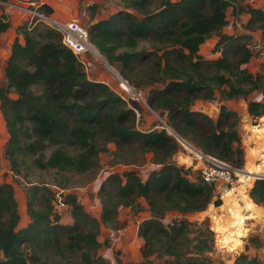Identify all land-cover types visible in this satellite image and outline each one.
<instances>
[{
  "label": "trees",
  "instance_id": "trees-1",
  "mask_svg": "<svg viewBox=\"0 0 264 264\" xmlns=\"http://www.w3.org/2000/svg\"><path fill=\"white\" fill-rule=\"evenodd\" d=\"M121 1L124 9L90 24L88 42L117 68L122 79L134 87H151L147 104L166 112L165 123L177 137L183 140L180 135H187L203 154L240 169L243 155L236 112L217 103V116L212 120L189 106L195 99L213 100L215 90L219 100H245L250 92L264 87V63L261 72H248L242 65L249 51L242 46V53L233 55L238 46L231 43L236 37L222 32L230 7L234 20L245 12L246 29L257 28L264 34V10L245 5L244 0ZM38 10L45 9L39 6ZM9 24L7 16L0 14V34ZM17 30L22 42L14 38L10 44L2 72L5 83L0 87V113L8 136L4 154L11 172L17 174L22 167L60 173L93 170L98 153L109 142L131 161L150 153L151 163L158 168L144 180L132 171L107 175L97 191L98 220L82 209L74 195L64 194L70 224L58 222L51 203L54 192L33 184L24 204L28 222L17 228L12 185L1 183L0 264H44L41 254L49 251H77L80 264H94L98 223L118 228L117 208L139 210L138 198L152 215L137 228L143 239L142 257L155 253L165 257L164 264H210L205 257L209 248L204 231L190 238L187 221L162 224L157 219L167 211H202L213 198L210 186L187 178L181 167L169 161L179 153L175 138L164 129L131 127L127 121L133 110L123 108V101L105 84L86 79L83 66L61 44L59 33L38 22L28 25L27 20ZM213 36V51L218 56L202 57L199 45ZM142 42L150 50L138 48ZM230 47L231 54L227 52ZM156 84L161 87H152ZM36 86L40 92L34 91ZM10 91L15 98L8 96ZM263 111L264 100L246 101L251 117ZM48 147L52 148L45 153ZM247 196L253 204H263L264 179L253 180Z\"/></svg>",
  "mask_w": 264,
  "mask_h": 264
},
{
  "label": "rangeland",
  "instance_id": "rangeland-1",
  "mask_svg": "<svg viewBox=\"0 0 264 264\" xmlns=\"http://www.w3.org/2000/svg\"><path fill=\"white\" fill-rule=\"evenodd\" d=\"M6 2L11 4L6 5ZM42 4H46L53 9L51 14L48 13L52 18L60 21L74 20L86 31L93 22L105 19L112 13L124 9V2L121 0H4L0 2V9L5 8L1 14L7 16L9 22L13 23V27L15 24L18 27L25 21L27 15L25 10L13 5L38 8ZM93 4L95 5L94 8H88ZM243 4L264 10V0H244ZM8 9L16 11L13 12L17 15L15 19H10L11 15L9 16L6 12ZM8 13L10 12L8 11ZM55 13L63 14L66 19H59L55 16ZM231 13L232 10L228 7L225 12L227 23L222 27V32L236 37V40L233 43L230 41L225 43L238 46L233 55L242 53L241 47L244 46L249 51L250 57L242 67L250 73H259L264 63V34L257 28L246 29L247 13H239L235 20ZM17 27L15 33L10 32V30L1 34L0 64L6 57L11 40L17 38L22 42V38L18 33L20 30L16 31ZM214 39L216 37H210L199 45L198 52L202 57L213 58L218 56L213 51ZM89 44L90 51H87L81 58L85 63L83 66L85 77L87 80L108 86L123 101V108L133 110V116L129 114L127 123L141 131L164 129L176 141H182L166 125V112L160 108L151 109L147 104L146 100L150 96L148 90L151 87H134L131 83L122 79L117 72V68L109 65L94 46L91 43ZM139 47L150 50L149 45L145 42L139 43ZM231 49L232 47L226 51L231 54ZM4 83L3 74L0 71V87ZM120 83L125 84L128 89L121 88ZM152 87L160 88L161 85L156 84ZM34 91L40 92V87L36 86ZM8 96L15 98L16 94L10 91ZM259 96L260 101L264 100V87L259 91L250 92L245 100L240 97L219 100L218 91L215 90L213 100L195 99L189 106L190 110L203 113L212 120L216 119L220 102H225L224 105L228 109L236 112L238 117L236 129L240 137V147L243 155L241 169L246 172H264V111L257 118H253L245 109L247 100H253L254 97L259 98ZM180 136L187 144L194 145L187 135ZM7 137L4 120L0 113V184L6 182L12 185L19 215V226H23L28 222L24 204H26L27 190L30 185H43L50 191L57 189L61 192V198L64 194L71 193L82 209L98 220L100 204L97 191L100 183L107 175L111 173L122 175L124 172L132 171L141 180H144L151 170L158 168V166L151 163L150 153H144L141 158L131 161L126 158V154L114 151V145L109 142L106 144L105 150L98 153L97 166L93 170L79 173H60L54 169L43 170L34 167H22L15 174L9 170V163L4 154ZM51 148L48 147L45 153H48ZM190 156L188 150L183 146H179V153L171 157L169 161L181 167L187 178L197 180L198 175L195 167L185 166L189 164L190 159L186 157ZM176 161L179 164H175ZM182 163H185L184 166L181 165ZM239 179L233 181L232 193L226 196L220 197L218 194H214L215 191H213V198L202 211L193 213L167 211L161 216L158 215L157 219L162 224H168L173 220L187 221L190 225V238L196 235L197 231H204L207 237L206 244L209 248L205 251V257L208 258L210 264H264V203L253 204L246 192L250 188L248 184H251V179ZM137 201L140 205L139 210L126 206L117 208L118 228L113 229L110 225L98 223L96 239L99 246L92 253L95 260L94 264H164V256L155 253L147 257L141 256L143 239L137 235V228L143 220L151 218L152 215L147 210V205L142 198H138ZM51 203L53 211L58 217V222L70 224L72 220L69 215V207L66 204L63 207L56 205L54 196ZM248 204H250V207H248ZM205 227H208L207 230ZM208 244L211 245L208 246ZM40 261L44 264H80L77 251H63L62 254L49 251L46 254H41Z\"/></svg>",
  "mask_w": 264,
  "mask_h": 264
},
{
  "label": "built area",
  "instance_id": "built-area-1",
  "mask_svg": "<svg viewBox=\"0 0 264 264\" xmlns=\"http://www.w3.org/2000/svg\"><path fill=\"white\" fill-rule=\"evenodd\" d=\"M2 2V1H0ZM6 5H9L5 3ZM26 11L27 24L41 23L60 35L61 44L68 49L77 61L84 66L85 63L81 59L87 51H90V44L88 42L87 31L83 29L76 21H60L52 18L45 10L40 11L33 6L13 5ZM180 146H183L189 151V164L185 166L195 167L198 179L207 184L220 197L232 193L234 188L233 181L239 178L244 179H264V172L249 173L242 169L233 168L225 161L218 160L210 155L203 154L199 149L186 141H177ZM188 154V153H187ZM186 154V155H187ZM179 164L178 161L174 162ZM185 163L181 165L184 166ZM54 199L58 206H64L61 198V192L55 189Z\"/></svg>",
  "mask_w": 264,
  "mask_h": 264
},
{
  "label": "crops",
  "instance_id": "crops-1",
  "mask_svg": "<svg viewBox=\"0 0 264 264\" xmlns=\"http://www.w3.org/2000/svg\"><path fill=\"white\" fill-rule=\"evenodd\" d=\"M50 7V6H49ZM51 8V7H50ZM3 9H5V8H3ZM3 9H0V14L2 13V10ZM52 8H51V12H52ZM8 11L10 12V13H8ZM7 14L10 16L11 15V17H10V19H15L16 18V14L15 13H13V12H16V11H13V10H10V9H8L7 11ZM51 12H50V14H51ZM54 13V12H53ZM53 15V14H52ZM55 16L56 17H58L59 19H66V17H64L63 16V14H60V13H55ZM10 24H9V28L5 31V33L6 32H9L10 30V32H13V33H15L14 31H15V28L17 27V24H15V26L13 27L12 25H13V23H11V22H9ZM4 33V32H3ZM3 33H1V34H3ZM0 34V40H1V38H2V35ZM13 38V37H12ZM211 38H214V36L213 37H211ZM13 40V39H12ZM12 40H11V42H12ZM215 41H216V39H214ZM215 41H213V42H215ZM11 42H10V44H11ZM10 44L8 45V48H7V54H6V57H5V59L2 61V63L0 64V66H1V68H0V71H1V73L3 72V69H4V66H5V60H6V58L8 57V54H9V50H10ZM214 44V43H213ZM260 99V96H259V98L258 97H254V99L253 100H255V101H260L259 100ZM221 104H225V102H220ZM246 109V108H245ZM251 135L252 136H254V134H252L251 133ZM255 171H252V173H254ZM247 191V190H246ZM249 206L248 207H250V204H248ZM23 226H25V225H23ZM23 226H19V225H17V228H21V227H23Z\"/></svg>",
  "mask_w": 264,
  "mask_h": 264
},
{
  "label": "water",
  "instance_id": "water-1",
  "mask_svg": "<svg viewBox=\"0 0 264 264\" xmlns=\"http://www.w3.org/2000/svg\"><path fill=\"white\" fill-rule=\"evenodd\" d=\"M7 4H11V3H9V2H6ZM20 6H22V5H20ZM42 7L45 9V11L47 12V13H50L51 12V8L49 7V6H47L46 4H42Z\"/></svg>",
  "mask_w": 264,
  "mask_h": 264
},
{
  "label": "clouds",
  "instance_id": "clouds-1",
  "mask_svg": "<svg viewBox=\"0 0 264 264\" xmlns=\"http://www.w3.org/2000/svg\"><path fill=\"white\" fill-rule=\"evenodd\" d=\"M241 169V168H240ZM243 170V169H242ZM245 171V170H244ZM253 180H251V182H252ZM250 185V183L248 184V186ZM247 192V191H246Z\"/></svg>",
  "mask_w": 264,
  "mask_h": 264
},
{
  "label": "bare ground",
  "instance_id": "bare-ground-1",
  "mask_svg": "<svg viewBox=\"0 0 264 264\" xmlns=\"http://www.w3.org/2000/svg\"><path fill=\"white\" fill-rule=\"evenodd\" d=\"M120 86H122L121 83H120ZM249 173H252V172H249ZM254 173H255V172H254Z\"/></svg>",
  "mask_w": 264,
  "mask_h": 264
}]
</instances>
